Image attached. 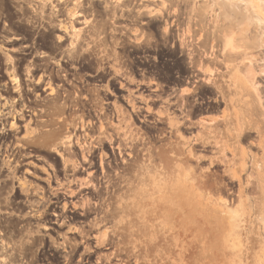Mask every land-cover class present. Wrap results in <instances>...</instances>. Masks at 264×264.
<instances>
[{"label": "rangeland", "instance_id": "obj_1", "mask_svg": "<svg viewBox=\"0 0 264 264\" xmlns=\"http://www.w3.org/2000/svg\"><path fill=\"white\" fill-rule=\"evenodd\" d=\"M214 2L81 0L74 6V0H0V239L11 245L7 253L0 251V264L27 255L38 242L67 255L84 256L86 246L85 251H93L89 254L101 257V264H264L256 253L259 242L264 243V153L258 146L264 138L253 132L229 145L232 135L248 131L224 129L215 131L211 144L196 145L197 131L185 129L188 121L177 103L185 89H195L184 95L183 105L192 122L204 120L223 129L222 121H238L235 110L204 82L189 78L174 26L179 21L187 27L200 14L209 24L221 20L228 10L223 0ZM69 8L82 14L73 22L80 32L69 28ZM59 23L68 26L67 32ZM206 36L214 34L202 38ZM10 37L22 39L10 44ZM32 46L36 57L31 65L41 70H29V80H24L21 66L30 59L24 53ZM219 49L226 53L228 47ZM142 54L156 61L159 76L153 81L172 87V115L157 108L143 118L145 112L136 109L141 104L130 102L132 111L126 106L122 117L116 102L114 107L104 103L106 92L98 86H57L61 82L53 79L45 84L44 76L35 83L41 72L52 76L55 69L65 72L62 68L74 64L87 72H108L112 80L106 88L112 90L128 68L124 59ZM229 90L234 92V82ZM241 92L240 104L251 106L245 85ZM34 97L38 100L27 101ZM53 103L66 107L63 115L51 108ZM26 109L35 113L27 117ZM257 111L258 120L246 114L253 128L264 122V110L258 105ZM172 116H178L177 131L168 123ZM79 117L83 131L67 126ZM233 143L239 148L234 150ZM28 160H39L40 169L16 165ZM24 168L34 173H22ZM21 191L29 194L27 209H32L17 215L15 198L1 195ZM64 193L74 194L63 203L64 211L57 210L64 221L56 227L47 214L56 200L52 196L61 199ZM72 208L75 213L69 212ZM233 221L239 231L230 226ZM18 225L25 228L18 230Z\"/></svg>", "mask_w": 264, "mask_h": 264}, {"label": "bare ground", "instance_id": "obj_2", "mask_svg": "<svg viewBox=\"0 0 264 264\" xmlns=\"http://www.w3.org/2000/svg\"><path fill=\"white\" fill-rule=\"evenodd\" d=\"M155 1L156 0H154V2ZM164 1L166 2L167 0ZM213 1L216 2L220 0H213ZM223 1L225 4L224 7H226L228 11L221 20L216 19L215 22L213 21L212 24H209L200 14L197 16V19L192 21L189 20L188 22L191 23L187 25V27L183 26L182 28V23L181 24L178 23L179 21L178 22L175 21L176 23H174L177 32L176 35H177L179 48L181 52L186 54L188 59L187 67L190 73L189 78H194L193 82L196 83L198 79L204 82L206 84L205 88L217 94L218 97L221 98L220 102L223 103L225 106L228 105L231 109H234L238 118L237 122L234 120V117L222 121L221 123L224 124L223 129H218L213 124L211 126V123L209 124L204 120L192 122L190 119V117H192L190 116V112L187 111L183 105L186 103V97L184 95L186 96L192 95L195 92V89H185L183 91L184 97L181 95L182 97L177 100V103H179V107L184 109L185 112L184 115L185 118L183 120L188 121V123H186L184 127L185 129L187 128V131H191V130L197 131L195 134L194 141L196 145L199 146L201 145L202 147L211 144L212 139L215 138L213 136L215 134V131H225L224 129L229 130V129L238 128L239 131H248L245 132L243 136L241 135V133L232 135L229 140V145H231L230 144L231 140H234V142L236 141L237 143H239V139L247 140L248 137L251 136L253 132H256V134L264 138V122L261 124V126L259 127L256 126L253 128L254 124L251 121L252 127L250 126L249 119L247 118L246 115L248 113L249 117L250 116L255 117V120H258L257 119L259 117L257 111L258 105L260 106V108L264 110V17H263L264 0H223ZM74 4H73L74 6L82 5L81 0H74ZM175 4L177 3L175 2ZM175 4L174 6H177ZM55 7L52 6V8L50 9L55 13V15H57V13L59 14L60 10H58ZM71 10L72 9L69 8L68 9L69 13H67V15L69 16L68 18L70 19L69 28H71L72 32L73 31L80 32L81 29L78 28L75 29L73 22L76 21L78 17H81L82 14L78 12H72ZM150 12L152 13V11ZM139 13L140 12H138V15ZM58 28L62 29L64 32H67L68 30V26L66 27L62 25V23L58 24ZM196 31L198 32L197 36H196ZM212 33L214 34V37L211 38L206 36L204 39L202 38L203 34L211 35ZM73 38L74 37H72V39ZM57 39L61 40V37L58 36ZM224 45L228 47L226 53H223V50L219 49L220 46L222 47ZM220 67H223L224 70H221ZM29 75H30V71L26 70V76ZM13 82L16 84L17 87L19 83L18 78L15 77ZM233 82L235 85L234 92L233 90L231 91L229 90V86ZM243 85H245L247 88L246 94L249 96L250 99H252L251 106L248 107L241 105L238 99V96L242 94L241 89ZM15 90H18V88H16ZM172 104H175V102H173ZM51 108L54 109L56 112L60 113L61 115H63L66 110V107L64 105H56L55 103H53ZM116 109L118 110V113L122 117H124L125 114L122 107L116 106ZM181 116L183 117V115ZM177 117L172 116L169 117L168 119L169 120L168 123L170 126L174 127L173 129L174 131L178 130V128L176 127L179 124ZM77 119L79 120V125H77L78 124V122H76ZM128 119H130V117ZM76 120L72 119L71 123L67 124V126H73L75 129L80 128V130L83 131L85 126L83 125L82 118L79 117L76 118ZM11 127L16 128L14 122L11 123ZM103 127H104L103 123H100L101 130H103ZM191 135L192 132H190V136L186 137L185 139L187 144L191 142L192 139ZM204 136L205 137L209 136V137L205 138ZM235 143H233L235 145L233 146L235 147L234 150H236L238 147V146L236 147L237 143L236 144ZM253 144L254 143H252V145ZM258 146L264 153V140L263 141L261 140ZM191 151H195L194 148ZM187 157L189 158V155ZM193 158H196L197 160L201 159L200 156H196L194 153H193ZM185 163L186 164H184V167L189 172H192L193 167L189 165L187 162ZM219 204L223 206L225 205V202L219 200ZM230 226L232 227L236 226L238 231L240 229L239 224L236 223L235 221H233L232 224H230ZM44 229H46V227H44ZM5 245L6 244H4L3 242L1 243L0 249L2 252H5L6 250L7 245L6 246ZM256 253L258 256L261 255L263 257L262 261L264 263L263 242L261 243L259 242L258 250ZM1 260L5 261V259H1Z\"/></svg>", "mask_w": 264, "mask_h": 264}, {"label": "flooded vegetation", "instance_id": "obj_3", "mask_svg": "<svg viewBox=\"0 0 264 264\" xmlns=\"http://www.w3.org/2000/svg\"><path fill=\"white\" fill-rule=\"evenodd\" d=\"M21 39H22L21 37H10L7 38V41L10 44H13ZM23 47H29V45H23ZM30 48L31 49L29 52L24 53V56H28L30 57V59H26L27 63L21 66V68L24 70V72H22L24 76H26V70H32V71L41 70V68L31 65L32 59L35 58L36 55L32 53V49L34 47L32 46ZM9 51L14 52L16 51V49L10 48ZM124 60L127 61L126 64L128 65V68L125 69L126 72L124 73V75H122V77H120V80H116L113 83L114 87L112 90L106 88L108 86V82L112 80V76H109L108 72L105 71L87 72L84 71L83 65L77 66L74 64H69L67 69L62 68L65 72H61L59 71V69H55L56 71H58V73H54L52 76L49 73L43 74L41 72L35 75L37 77L35 83L39 84V82L37 81L39 80L40 77L44 76L45 78H47V80L42 81L45 84H47V82H50L53 79L61 82L59 84H56L57 86H62V85L71 86V85H75V83H82L81 87L90 86L88 87L90 89L93 86H98L100 90L106 92L105 96L107 101H104V103L107 105L110 104L111 106L114 107L115 106L114 103L116 102L117 104L116 106H121L123 110L127 106L132 111V108L130 107V102L140 103L141 105L136 106V109L138 112H140L139 109L145 112V114L142 113L140 114V116L143 118L149 116V113H151L150 110H153L152 112L156 113L157 108L169 109L170 110L169 114L171 115L173 113L170 107L172 103L170 101L172 87L165 83H159V82L157 83L153 81L157 79L159 76L158 71L154 69L155 68L154 62H156L154 58L150 57L147 54H142V55H135L131 59H124ZM24 80H29V79L26 76L24 77ZM36 97H34L32 100L28 98L27 101L30 103L34 102V100L37 101L38 99ZM29 108L32 109L33 107H29ZM31 109H26V111L30 113V114H26L27 117H31V115L35 113ZM68 109L73 110L74 107L72 105H68ZM75 109L77 108L75 107ZM137 119L140 122L146 120L138 117ZM150 123L152 122L150 121ZM38 162L39 160H35V161L28 160V161H23L20 164L16 162V165L20 167L30 166L40 169L41 166L38 164ZM13 171L14 170H12L11 172ZM21 172L26 174L34 173L33 171L28 170L26 168L22 169ZM10 196H13V198H15L12 204L15 207V210L18 211V213H16L17 215H20L22 210H25L26 212H30V209L32 208L27 209V207H29V205L31 204L28 201V196H29L28 193L22 191L12 194L6 193L1 195V198H7ZM52 197L55 198L56 200L51 201L50 204L53 205V208H51V211L47 215L51 217L50 221L52 225L56 227H60L61 225H63L64 219L58 218L59 214L57 210L64 211L66 208L65 209L62 208L63 203L66 202L67 197H72V196L64 193L61 199H57V197L54 195ZM75 210L76 209L69 210V212L75 213ZM5 213L8 212L5 211ZM43 227H46V230L53 229V227H47V226H43ZM23 228H25L24 225L16 226V229L18 230H22ZM0 234L3 235V233ZM2 242L7 245V246L5 245L6 250L4 252L7 253L6 251L8 250V247H10L11 245L5 239L4 240L0 239V247ZM37 244L39 245V247L28 251L27 255H18L9 264H101L100 262L101 257L98 255L89 254L93 251L92 250H90V252L85 251V248H87L86 246H84V250H83V252H86V254L82 256L80 254L78 255L57 254L58 252L57 250L43 249V244L41 242H38ZM62 251L67 253V251L64 249H62Z\"/></svg>", "mask_w": 264, "mask_h": 264}]
</instances>
